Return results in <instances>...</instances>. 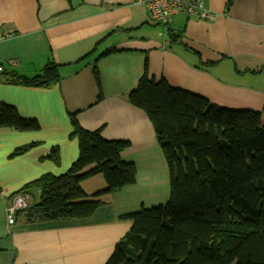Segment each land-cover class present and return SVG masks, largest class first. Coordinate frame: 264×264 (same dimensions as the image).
<instances>
[{"label":"crops","instance_id":"crops-1","mask_svg":"<svg viewBox=\"0 0 264 264\" xmlns=\"http://www.w3.org/2000/svg\"><path fill=\"white\" fill-rule=\"evenodd\" d=\"M226 2L206 0L212 19L177 13L166 26L135 0H0L3 68L33 77L56 63L61 76L51 87L0 79V103L39 124L25 131L0 126V264H105L133 226L125 215L167 203L169 165L149 114L130 100L145 63L155 82L202 96L214 108L264 118V0H235L230 9ZM107 50L114 52L100 56ZM72 114L106 139L131 142L121 158L136 164V182L100 195L107 183L94 175L81 183L87 200L102 202L92 215L29 222L26 208L10 223L7 209L18 194L28 196V208L40 201V189L26 184L63 174L78 158ZM53 148L58 161L50 158Z\"/></svg>","mask_w":264,"mask_h":264},{"label":"trees","instance_id":"trees-1","mask_svg":"<svg viewBox=\"0 0 264 264\" xmlns=\"http://www.w3.org/2000/svg\"><path fill=\"white\" fill-rule=\"evenodd\" d=\"M234 1L227 0L226 9ZM97 60L93 72L100 87ZM145 65L130 100L147 111L154 125L170 169V197L166 204L125 215L133 226L105 264H264V118L251 110L214 108L202 96L172 88L165 80L155 82ZM0 79L51 87L61 76L59 65L49 63L33 77L3 68ZM71 122L79 156L65 173L44 174L24 186L41 194L39 203L26 209L29 222L92 215L102 202L86 199L81 183L91 176L106 180L100 195L137 180L136 164L121 158L129 140L106 139L101 129L84 128L74 114ZM0 126L39 128L36 120L22 118L6 103H0ZM33 146H20L11 156ZM50 158L59 160L57 148Z\"/></svg>","mask_w":264,"mask_h":264},{"label":"built area","instance_id":"built-area-1","mask_svg":"<svg viewBox=\"0 0 264 264\" xmlns=\"http://www.w3.org/2000/svg\"><path fill=\"white\" fill-rule=\"evenodd\" d=\"M136 2L143 3L146 6L150 19L156 23L168 25L171 19L177 13H186L190 16H198L200 19L208 20L214 17V14L206 6V0H135ZM6 31V30H5ZM9 31V30H8ZM6 31V32H8ZM5 35L12 37V32ZM0 64V71L2 70ZM29 207L28 196L20 193L16 196L7 209L8 221L13 223L15 216L20 209Z\"/></svg>","mask_w":264,"mask_h":264},{"label":"rangeland","instance_id":"rangeland-1","mask_svg":"<svg viewBox=\"0 0 264 264\" xmlns=\"http://www.w3.org/2000/svg\"><path fill=\"white\" fill-rule=\"evenodd\" d=\"M137 3H139V2H137ZM140 4H143V3H140ZM145 8H146V6H144ZM147 10V9H146ZM102 50V49H101ZM169 190H170V188H169ZM170 195V194H169Z\"/></svg>","mask_w":264,"mask_h":264}]
</instances>
